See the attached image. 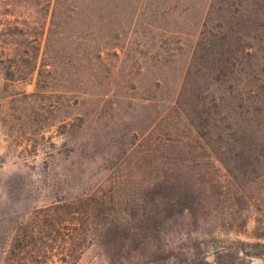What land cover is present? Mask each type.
Listing matches in <instances>:
<instances>
[{
  "label": "trees",
  "instance_id": "obj_1",
  "mask_svg": "<svg viewBox=\"0 0 264 264\" xmlns=\"http://www.w3.org/2000/svg\"><path fill=\"white\" fill-rule=\"evenodd\" d=\"M158 1L171 3V0ZM151 2L0 0L1 77L5 80L24 78L27 73L38 70L40 74L47 65H55L54 61L46 59L39 64L41 43L34 44L39 31L42 35L45 33L49 12L45 55L56 32V17H61L57 23L63 27H70L73 20H83L82 24L98 31L101 38H91L82 50L81 42L74 41L72 48L76 49V54L82 51L84 55L78 58V63L86 64L87 60V66L95 68L103 62L104 51L124 45L122 32L129 33L119 20L116 5L112 13L108 12V7L130 4L135 11V4ZM206 4L209 7L199 38L172 104L153 124L137 130V169L145 172L144 179L151 183L137 200V209H142L148 224L153 223L150 232L156 233L159 248L162 249L165 242L163 236L180 232L174 230L176 224L183 230L185 220L181 222V219L188 218L196 225H203L201 233L209 235L195 236L198 230L186 228L178 237L195 240L194 250L173 261L168 256L162 264H249L251 258H264V0H206ZM26 7L46 11L38 18L42 30L37 25L30 26L27 19L21 17L22 8ZM169 9L170 6L164 12L168 13ZM60 10L65 14H58ZM131 25L128 24L133 27ZM176 32L157 21L137 25L138 35L150 38L152 46L170 49V53L181 45L166 47L160 43L163 38L155 37ZM30 42L32 49L29 50L26 45ZM20 64L26 65L28 70L17 76L13 68ZM161 125L170 131L161 134ZM79 201L88 202V206L52 203L48 208L54 210V215L47 214L42 223L45 228L41 231L47 238L61 239L59 262L50 263L46 257L40 258L41 249L46 255L55 245L50 243L49 247L40 248L42 236L32 227L19 238L20 251L29 243L39 248L36 252L26 250V257L30 255L32 263L24 262L21 256L17 264H79L88 230L100 221H105L103 224L108 221L116 209V200H105L93 194ZM82 211L87 214L92 211L97 218L95 224L82 220ZM67 215L71 216L69 224L65 222ZM167 220L173 223L169 225ZM7 247L3 249L0 264H13Z\"/></svg>",
  "mask_w": 264,
  "mask_h": 264
},
{
  "label": "rangeland",
  "instance_id": "obj_2",
  "mask_svg": "<svg viewBox=\"0 0 264 264\" xmlns=\"http://www.w3.org/2000/svg\"><path fill=\"white\" fill-rule=\"evenodd\" d=\"M151 1L135 4V11L130 4L108 7L112 13L116 5L119 20L129 33L122 32L124 45L104 51L103 62L95 68L88 67L87 60L78 63L84 55L72 48L74 41L81 42L82 50L91 38H101L83 20L63 27L57 23L61 17H56V32L45 55L49 12L45 33L39 31V42L34 44L41 43L39 64L46 59L55 65L24 78L5 80L0 74V258L8 246L13 264L21 256L32 263L30 255L26 257L27 249L36 252L39 246L44 249L54 243L53 250L44 255L41 249L39 256L58 263L60 237L47 238L41 231L45 216L54 215L48 207L70 202L85 208L88 202L79 200L93 194L105 200L114 198L116 209L106 223L90 225L79 264H162L168 256L173 261L194 250L195 240L178 237L186 228L198 230L195 236L209 237L201 233L203 225L185 218L181 219L185 220L183 230L177 224L172 227L180 232L163 236L160 249L156 233L150 232L153 223L148 224L142 209H137V200L151 185L144 179L145 172L137 169V130L153 124L172 104L209 7L206 0ZM169 6V12H164ZM22 12L30 26L42 30L38 18L46 11L26 7ZM58 14L65 13L60 10ZM148 21L177 30L155 38H163L160 43L166 47L179 43L181 48L171 54L170 49L152 46L150 38L138 35L139 22ZM31 46L30 42L26 48ZM13 69L19 76L28 67L20 64ZM148 96L153 99H143ZM160 128L161 134L170 131L164 125ZM91 212L80 214L88 224L97 220ZM66 217L69 224L71 216ZM169 223L173 221L167 220ZM32 227L42 236L39 246L29 243L20 251L19 238ZM247 263L264 264V258H251Z\"/></svg>",
  "mask_w": 264,
  "mask_h": 264
}]
</instances>
